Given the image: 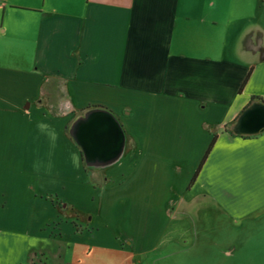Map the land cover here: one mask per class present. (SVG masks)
Here are the masks:
<instances>
[{"label": "crops", "instance_id": "crops-1", "mask_svg": "<svg viewBox=\"0 0 264 264\" xmlns=\"http://www.w3.org/2000/svg\"><path fill=\"white\" fill-rule=\"evenodd\" d=\"M1 5L0 264H45L34 240L78 223L81 187L99 191L87 174L114 167L171 192L169 214L194 206L175 211L192 236L240 256L264 223V0Z\"/></svg>", "mask_w": 264, "mask_h": 264}, {"label": "rangeland", "instance_id": "rangeland-1", "mask_svg": "<svg viewBox=\"0 0 264 264\" xmlns=\"http://www.w3.org/2000/svg\"><path fill=\"white\" fill-rule=\"evenodd\" d=\"M47 88L50 107L61 111L63 83L50 80ZM123 170L114 167L106 175L87 174L86 182L98 184L99 191L92 190L91 200V189L88 193L81 187L80 194L87 195L89 201L84 199L80 204L79 222L64 220L61 215L55 220L58 226L45 228L44 235L34 240L33 246L43 252L45 264H139L142 248L149 251L156 246L163 248L161 253L149 255L145 264H264V223L250 230L249 237L239 239L244 248L240 256H222L223 242L232 238H221L220 245L215 238L200 239V233L199 238L193 237L195 223L175 215V211H189L194 206H170L169 214L166 203L172 198L171 192L156 190L158 183L153 190L152 178L143 182L136 173L127 175ZM71 179L65 175L66 181ZM162 186L167 188L168 184ZM64 210L68 215L69 209ZM72 230L84 231L73 234Z\"/></svg>", "mask_w": 264, "mask_h": 264}, {"label": "trees", "instance_id": "trees-1", "mask_svg": "<svg viewBox=\"0 0 264 264\" xmlns=\"http://www.w3.org/2000/svg\"><path fill=\"white\" fill-rule=\"evenodd\" d=\"M247 79H248V77H247V78H246V80L244 81V85H245V83H246ZM213 143H214V140L211 142V145H210V147L213 145ZM196 175H197V174H195V175H194V177H193V180H192V181H194V179H195Z\"/></svg>", "mask_w": 264, "mask_h": 264}, {"label": "built area", "instance_id": "built-area-1", "mask_svg": "<svg viewBox=\"0 0 264 264\" xmlns=\"http://www.w3.org/2000/svg\"><path fill=\"white\" fill-rule=\"evenodd\" d=\"M2 8V5H1V0H0V9Z\"/></svg>", "mask_w": 264, "mask_h": 264}, {"label": "bare ground", "instance_id": "bare-ground-1", "mask_svg": "<svg viewBox=\"0 0 264 264\" xmlns=\"http://www.w3.org/2000/svg\"><path fill=\"white\" fill-rule=\"evenodd\" d=\"M81 133V132H80Z\"/></svg>", "mask_w": 264, "mask_h": 264}]
</instances>
